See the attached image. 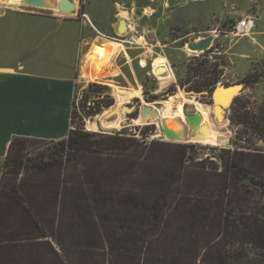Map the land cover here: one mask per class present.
Masks as SVG:
<instances>
[{"label": "trees", "instance_id": "16d2710c", "mask_svg": "<svg viewBox=\"0 0 264 264\" xmlns=\"http://www.w3.org/2000/svg\"><path fill=\"white\" fill-rule=\"evenodd\" d=\"M219 78L210 71L196 88L212 94ZM89 88L99 94L108 86ZM90 103L82 121L114 100L107 95ZM239 104L238 96L231 109ZM248 107L245 100L237 122L245 124V147L223 148L211 167L193 155L195 144L144 143L125 130L89 132L71 124L62 167L74 168V209L89 210L90 264H264V168L253 165L264 158L253 140L264 141V102L256 112ZM155 130L146 125L144 137ZM15 165L23 166L22 160Z\"/></svg>", "mask_w": 264, "mask_h": 264}, {"label": "crops", "instance_id": "0c3cea01", "mask_svg": "<svg viewBox=\"0 0 264 264\" xmlns=\"http://www.w3.org/2000/svg\"><path fill=\"white\" fill-rule=\"evenodd\" d=\"M234 5L240 14L245 11L238 0L230 4L227 0H123V10L118 2L116 16L134 18L151 47L169 52L159 57L179 65L185 51L167 49L168 45L236 22ZM94 18L98 20L96 14ZM119 22L112 24L114 30ZM92 38L85 20L0 6V264H90L89 210L79 205L74 209L70 188L74 168L69 164L63 168L62 163L67 159L63 141L71 129L80 62L92 52ZM98 46L115 49L117 45ZM120 49L123 44L117 52ZM34 140L47 143L38 145ZM21 160L23 166H16ZM59 235L64 249L59 247Z\"/></svg>", "mask_w": 264, "mask_h": 264}, {"label": "rangeland", "instance_id": "374dc122", "mask_svg": "<svg viewBox=\"0 0 264 264\" xmlns=\"http://www.w3.org/2000/svg\"><path fill=\"white\" fill-rule=\"evenodd\" d=\"M47 1L52 4V7H33L23 2L22 5L9 4L7 3V0L0 2V6L2 8L20 7L28 10V12L40 10L45 12H55L65 18L76 17L85 20L91 26L93 36L89 45L90 50L93 44L105 46L117 45L115 48L117 52L121 47V44H123V49H120L114 57V64L112 66L110 64L108 67L96 64L93 66L94 69H99L100 71L93 76L89 75V70L86 77H84V73L82 74V65L84 61V57H82L83 61L81 60L80 62V70L78 73L80 77L75 86V105L71 108L72 130L82 127L89 132H96L91 130V126L93 123L98 122L105 128H102L101 132L118 133L125 130L123 131L125 132L124 134H134L138 140L141 142L143 141L144 143H149L156 138L169 142L195 144L196 147L194 151H192L193 155L197 157V160L206 159V166L208 167H211V160L215 162L219 160L223 148L235 150L237 148L245 147V124L237 123L245 113V100H248L249 102L248 109H250V112H256L258 106L264 102V0H238L240 8L245 9V11L240 14L238 7L236 5L232 6V12L237 14L236 22L227 21L224 25L219 27V31L197 32L198 34H191L190 37L187 36L177 43L168 45L167 49L169 47L182 48L185 51L186 57L184 62L179 65L174 64L170 58H167V66L165 67H169L170 71L173 72L175 80L172 83L165 85L160 84L157 79V75L159 74H155L156 69L161 66L154 69L153 65L155 61L165 59L159 56L166 57L169 53L166 48L164 49L165 51L162 52L160 48L151 47V42L148 37L145 36V33L139 32L134 18H129L131 28L129 27L125 32H120L118 28L117 30H114L113 28L112 24L114 22H119V19H121L119 16V10L117 11L116 8L118 7V2H120L122 7V9L121 7L120 9L123 10V0H74L76 2L75 13L61 12L59 9L60 0ZM227 3L230 4L231 0H227ZM116 13L119 15L116 16ZM124 13H121V15L124 16ZM83 14H86L91 22L84 17ZM94 14H96L98 20L94 18ZM238 22H245V27L237 29ZM225 29H228L226 30L229 32L228 37H225L226 34L223 32ZM183 33L184 31L180 32V34ZM83 34L88 35L85 28ZM134 35H144V37L139 39L138 43L125 42L130 41L131 37ZM172 36L174 37V34ZM208 36L213 37L212 45L209 49L194 52L191 51L189 47H186L189 42H194L196 41L195 39L202 40ZM240 36L241 38L239 41L232 47L231 44ZM104 41L106 42L102 43ZM166 41L170 42V40ZM150 50L153 51L152 54L150 53ZM129 58L131 59L132 64L130 65V68L128 67ZM110 66L111 69H108ZM191 67H193V71L189 72L188 69ZM105 68L108 70H106V74L101 77L103 75L102 71ZM210 71H217L220 75L217 85H230L234 83L245 85V88L238 95L240 98V104L234 110H228L223 122H219L216 119L214 112L209 115L208 120L206 121L207 130L211 129V132H213L214 135H219L220 139L225 138L226 142L220 143V140L218 144L213 145L200 142H185L184 140H166L164 139L165 137L160 135L159 124L162 121L159 119H157L156 122L150 121L154 119L151 115H149V119L146 116L145 122H150L149 124L154 125L156 130L154 134L146 135L147 137H144L145 127L149 124H146L145 122L141 123L140 119L129 121L136 116L140 110V105H145L146 103H148L147 106L153 108L156 102H162L163 104L170 101V99H173V103L183 100L184 113H194L197 111L194 101L205 105H211L213 102L211 98L212 94L207 90L199 91L196 88ZM90 83L106 85L108 86V89L102 90V93L95 94L93 90H90L89 88ZM155 83H157L156 90L153 89ZM112 84L116 86H113ZM200 92H203V94H196ZM100 94H102V96ZM119 94L126 96V98L119 101ZM107 95H110L113 98L114 105L109 108L111 109V113H106L108 115L103 119L104 121L102 120L100 122V116L108 110H106V108L103 109L102 113L88 117L82 121L81 117L85 114V111L89 109L88 106H91L90 101L93 100V98L96 100H103L104 96ZM85 97L89 100V102H87L88 104L85 103ZM125 105H139V107L137 106V109L133 113L128 114L127 117H125L121 114ZM232 117L237 121L233 122L231 119ZM108 120L111 121L108 122ZM123 123H128V125L124 126ZM253 140L256 142L257 148L264 149V141L262 138L255 136ZM32 142L38 145L47 143V141L42 140H34ZM32 149H35V147ZM253 165L257 167V171L258 168H264V158L253 160ZM259 171L264 172V169H260Z\"/></svg>", "mask_w": 264, "mask_h": 264}, {"label": "bare ground", "instance_id": "6f19581e", "mask_svg": "<svg viewBox=\"0 0 264 264\" xmlns=\"http://www.w3.org/2000/svg\"><path fill=\"white\" fill-rule=\"evenodd\" d=\"M4 0H0V2H3ZM7 3L9 4H20L22 5V0H7ZM129 18L126 19H121L119 24H118V28L120 32H125L127 29H129ZM119 41V40H118ZM121 42V41H120ZM188 47V46H186ZM191 49V48H190ZM189 49V50H190ZM194 52H198L197 50H192ZM115 49L110 48V47H101L98 46L96 44L92 45V52H90L84 61V66H83V73L86 76L88 74L87 69H93L96 64L97 65H105V66H109L111 64V60L114 57L115 54ZM154 69H156L155 74H159L157 75V79L160 82V84L165 85L168 83H172L175 80V76L173 74L172 71H170L169 67L168 68V72H167V68L165 66H167V60L166 59H161V60H157L154 62ZM165 72H167L166 74H164ZM94 71L92 70L91 73H89V75H94L93 74ZM170 85V84H169ZM120 96V100L122 101L124 98H126V96L119 94ZM177 98V97H175ZM173 99H170V101H167L166 103H163V108L162 109H158L155 106H153V108H151V110H148L147 112V118L149 119V115L153 116V120H150L152 122H156L157 119L161 120L162 122L159 124L160 127V132L163 137H165V133L163 131V126L165 124L166 120H171L172 122H174V120L178 119L180 122H182L183 124L187 123L186 117H185V113L183 111V100L182 101H176V102H172ZM148 105V104H147ZM150 105V104H149ZM194 105L196 106V110L200 111L203 114V122L200 125L199 128V132L197 136H189L187 137V139H185V142H200V143H206V144H218V142L220 141V143L224 140H226L225 138L220 139L219 135H214L213 132H211V129L207 130L206 127V121L208 120V117L210 114H212L214 112V106L211 105H205L202 104L200 102L194 101ZM150 107V106H149ZM124 108V107H123ZM116 109V108H114ZM111 109H108L107 111H105V113H103L100 117L101 120L100 122L107 117L108 114H106L107 112L109 113ZM111 113V112H110ZM158 120V121H159ZM177 120V121H178ZM104 121V120H103ZM111 120H108V122H110ZM149 121V120H147ZM107 122V123H108ZM97 124H99L103 129H105L100 123L96 122ZM94 123L91 126V130L93 127ZM172 127H181L182 125L178 122H174L173 125H171ZM219 138V140H218ZM164 139L166 140H171L167 137H165Z\"/></svg>", "mask_w": 264, "mask_h": 264}, {"label": "water", "instance_id": "95a60500", "mask_svg": "<svg viewBox=\"0 0 264 264\" xmlns=\"http://www.w3.org/2000/svg\"><path fill=\"white\" fill-rule=\"evenodd\" d=\"M23 3L33 6V7H52V4L47 0H22ZM59 9L63 13H75L76 12V2L74 0H60L59 2ZM213 37L208 36L202 40L189 42L188 47L197 50V51H204L210 48L212 45ZM245 88V85L241 83H234L230 85L219 84L215 87L212 92V103L211 105L214 106V116L219 122H223L226 118V114L229 109H231L234 100L241 91ZM196 94H203V92L196 93ZM148 103L145 105H133L128 106L125 105L121 111L122 116L127 117L128 114L133 113L137 106L140 110L137 113L136 118L130 119L129 121L140 119L141 123H144L146 120L148 110H151V107L147 106ZM155 107L158 109L163 108L162 102H156ZM142 108V111H141ZM185 117L187 120L186 124H183L179 120H174L176 123H180L184 125L181 127H172L174 122L171 120H166L163 126V131L165 133V137L171 140H185L189 136H197L199 132V128L201 123L203 122V114L200 111H195L194 113H185ZM149 124L150 122H145ZM124 126L128 125V123H123ZM102 127L94 123L92 130L96 132H101ZM222 142H226L225 140Z\"/></svg>", "mask_w": 264, "mask_h": 264}, {"label": "built area", "instance_id": "2783aa9c", "mask_svg": "<svg viewBox=\"0 0 264 264\" xmlns=\"http://www.w3.org/2000/svg\"><path fill=\"white\" fill-rule=\"evenodd\" d=\"M83 16L86 17V18L90 21V19L87 17L86 14H83ZM90 22H91V21H90ZM129 26H130V28H131V23H130V22H129ZM243 27H245V22H240V23L237 25V29H242ZM143 37H144V35H139V36L134 35V36L131 37V40H130V41H125V42H129V43H138V40L141 39V38H143ZM150 53L152 54L153 51L150 50Z\"/></svg>", "mask_w": 264, "mask_h": 264}]
</instances>
